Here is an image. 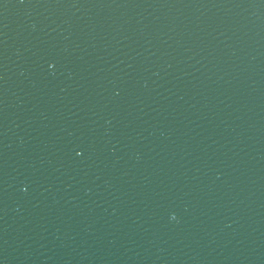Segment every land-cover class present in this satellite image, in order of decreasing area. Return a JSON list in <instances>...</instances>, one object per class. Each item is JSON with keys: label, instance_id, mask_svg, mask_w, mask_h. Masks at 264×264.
I'll list each match as a JSON object with an SVG mask.
<instances>
[{"label": "water", "instance_id": "obj_1", "mask_svg": "<svg viewBox=\"0 0 264 264\" xmlns=\"http://www.w3.org/2000/svg\"><path fill=\"white\" fill-rule=\"evenodd\" d=\"M0 264H264V0H0Z\"/></svg>", "mask_w": 264, "mask_h": 264}]
</instances>
